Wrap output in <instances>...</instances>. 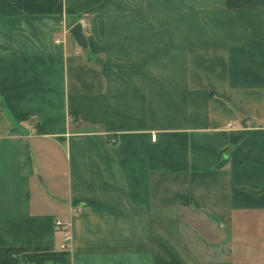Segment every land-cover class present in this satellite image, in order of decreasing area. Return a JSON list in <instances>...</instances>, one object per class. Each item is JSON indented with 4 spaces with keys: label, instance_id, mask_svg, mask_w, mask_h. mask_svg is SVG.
I'll list each match as a JSON object with an SVG mask.
<instances>
[{
    "label": "crops",
    "instance_id": "obj_1",
    "mask_svg": "<svg viewBox=\"0 0 264 264\" xmlns=\"http://www.w3.org/2000/svg\"><path fill=\"white\" fill-rule=\"evenodd\" d=\"M12 251L264 264V0H0V264Z\"/></svg>",
    "mask_w": 264,
    "mask_h": 264
},
{
    "label": "built area",
    "instance_id": "obj_2",
    "mask_svg": "<svg viewBox=\"0 0 264 264\" xmlns=\"http://www.w3.org/2000/svg\"><path fill=\"white\" fill-rule=\"evenodd\" d=\"M83 27L86 25L83 23ZM153 140H156V135L153 134L152 136ZM77 209L72 208L71 213L75 214L77 213ZM55 230L57 232L62 233L63 237V243L61 245V250L70 252L73 249V244H72V234H71V224L64 222L62 219H57L55 222Z\"/></svg>",
    "mask_w": 264,
    "mask_h": 264
},
{
    "label": "water",
    "instance_id": "obj_3",
    "mask_svg": "<svg viewBox=\"0 0 264 264\" xmlns=\"http://www.w3.org/2000/svg\"><path fill=\"white\" fill-rule=\"evenodd\" d=\"M70 33L80 48H82L83 50L88 49V41L83 32V26L81 23H78L75 26H73L71 28Z\"/></svg>",
    "mask_w": 264,
    "mask_h": 264
},
{
    "label": "trees",
    "instance_id": "obj_4",
    "mask_svg": "<svg viewBox=\"0 0 264 264\" xmlns=\"http://www.w3.org/2000/svg\"><path fill=\"white\" fill-rule=\"evenodd\" d=\"M23 119H28L27 116H23ZM219 167V166H218ZM31 258H22L20 256V252L17 251H12L10 252V260H9V264H21V263H28L30 262Z\"/></svg>",
    "mask_w": 264,
    "mask_h": 264
}]
</instances>
